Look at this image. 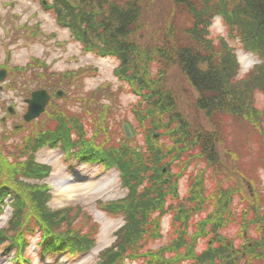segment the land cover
Masks as SVG:
<instances>
[{"label": "rangeland", "instance_id": "obj_1", "mask_svg": "<svg viewBox=\"0 0 264 264\" xmlns=\"http://www.w3.org/2000/svg\"><path fill=\"white\" fill-rule=\"evenodd\" d=\"M44 2L46 0H0V69H7L6 78L0 82V119H7L0 122V151L3 159L6 157L10 162L33 157L34 162L47 167L44 178L20 177L19 181L29 186L42 185L47 188V205L51 209L66 208L59 215V218L65 217L66 220L56 225L53 231L56 237L62 238L71 231L81 239H74L71 246L60 242L56 251L43 254L40 241L45 233L40 231L30 199H26L22 206L28 213L27 221L31 222L29 229L25 225L23 231L18 227L12 228L9 222L15 215L13 204L18 193L29 195L19 185V181L12 179L0 203V264H99L101 255L112 248L118 231L126 224L123 214L108 211L106 207L127 196L128 190L122 185L120 172L115 166H106L102 161L77 158L76 153H68L62 144H45L32 149L36 144L33 141L37 132L54 127V116L62 113L76 117L77 121L71 123L73 131L78 123L84 128L81 133L84 138L82 135L78 140L74 137L75 141H92L94 146L109 147L108 150L118 148L127 138L124 125H128L133 144L142 148L145 146V132L139 129L133 111L139 99L130 85L116 75L119 60L113 56H100L85 51L83 45L73 38L71 29L59 25L54 13L45 8ZM141 2L145 26L143 33L146 36L144 40L151 42L157 37L160 40L173 18V1ZM207 33L216 45L214 51L219 57L228 50L235 53L239 64L238 76L242 83L250 71L262 64L258 53L247 48L242 35L230 33L220 15H213ZM151 68V75H157L156 66ZM167 79L181 96L179 108L184 110L192 122L212 129L205 115L196 107L197 91L183 73L172 67ZM41 89L50 95L49 103L38 118L25 122L23 116L28 108L25 101L32 92ZM58 91L64 92L62 97L56 96ZM247 103L254 115L259 113L264 116V94L260 90L248 92ZM9 108L15 113H10ZM252 123L254 125L250 122L244 125L229 118L221 128L224 140L218 143L224 166L219 165L218 169H214L208 168L205 163L197 166L192 162L177 182L180 197L186 194L189 196L193 178L198 175L203 176L208 195L213 196L221 187L235 189L232 205L224 211L221 219L224 226L219 229L221 234L229 236L221 245L230 247L232 244L243 254L240 264H249L251 253L258 257L252 263L264 262V222L257 215L250 214V209L249 216H243V207L247 208L251 200L258 205L259 214L264 213V120ZM29 139L31 149H22ZM91 183L93 185H89ZM67 186H72L71 191H62ZM213 209L211 204L200 212L194 210L193 222L198 223ZM172 217V210L164 213L161 217V237L144 242L143 253L160 248L177 236ZM253 218L259 224L251 222ZM190 230L194 228L191 226ZM82 237L92 241L88 250L85 249L86 239ZM14 238L17 239L12 240ZM212 238L213 235L208 233L199 238L194 244V251L199 254L209 252ZM52 239L57 240L54 237ZM246 247H249V256L242 253ZM75 254L79 255L72 257ZM18 255L21 258L16 259ZM121 262L142 264L141 258Z\"/></svg>", "mask_w": 264, "mask_h": 264}, {"label": "trees", "instance_id": "obj_2", "mask_svg": "<svg viewBox=\"0 0 264 264\" xmlns=\"http://www.w3.org/2000/svg\"><path fill=\"white\" fill-rule=\"evenodd\" d=\"M172 1L174 14L164 36L160 40L159 37L153 38L151 42L144 40L141 0L44 2L59 25L71 29L73 38L83 45L85 51L119 60L116 75L130 85L139 99L133 111L139 129L145 132V146L142 148L134 145V139L130 138H125L122 141L125 143L121 142L118 148L110 147L109 150V147L94 146L92 141H75L74 137L78 140L84 128L78 123L73 131L71 123L77 121L76 117L62 113L54 116V127L37 132L33 141L36 144L32 149L45 144H62L63 149L76 153L77 158L102 161L106 166H115L119 170L122 185L128 190L127 196L106 207L113 213L123 214L126 224L118 231L112 248L101 255L99 264H121V261L137 258H141L142 264H184L191 261V264H240L243 260V254L232 244L230 247L221 245L229 236L221 234L219 229L224 226L221 219L224 211L232 205L235 189L221 187L213 196L208 195L203 176L198 175L193 178L189 196L180 197L177 182L192 162L197 166L205 163L214 169L224 166L218 143L224 140L221 128L229 118L244 125L245 122L254 125L252 122L264 120L259 113L254 115L247 103L248 92L258 89L264 94V0ZM214 14L223 18L230 33L242 35L247 48L256 51L262 59V64L242 79L244 83L238 76L239 64L235 53L228 50L219 57L214 51L216 45L206 35ZM151 66H156L157 75H151ZM172 67L178 68L197 91L196 107L205 115L212 129L192 122L179 108L181 96L167 79ZM30 140L22 149H31ZM46 174L47 167L34 162L33 157L10 162L6 157L3 159L0 151V203L12 179H42ZM19 185L29 195L18 193L13 204L15 215L9 222L12 228L18 227L23 231L25 225L29 229L31 222L27 221L29 216L22 206L26 199H30L40 231L45 233L40 241L43 254L56 251L60 242L71 246L74 239H81L71 231L61 236L63 239L55 236L56 225L66 220L65 217L59 218L66 208L54 210L48 207L47 188L23 182ZM245 200L248 201L247 198ZM210 203L214 209L206 211L207 215L194 223L193 211L207 209ZM243 208V216L248 217L250 209V214L257 215L264 222V213L259 214L254 200ZM168 210H172L177 236L162 247L143 253L144 242L161 237V217ZM251 222L259 224L254 218ZM207 233L213 235L212 244L208 247L210 251L199 254L194 251V244ZM82 238L86 239L83 241L88 250L92 241ZM248 250L246 247L242 253L249 256ZM253 254L248 257L249 264H254L251 261L258 258ZM19 258L20 255L16 257Z\"/></svg>", "mask_w": 264, "mask_h": 264}, {"label": "water", "instance_id": "obj_3", "mask_svg": "<svg viewBox=\"0 0 264 264\" xmlns=\"http://www.w3.org/2000/svg\"><path fill=\"white\" fill-rule=\"evenodd\" d=\"M5 71H0V80L5 78ZM63 91H58L56 96L61 97L63 96ZM50 100V95L46 90H36L32 92L31 97L26 100L28 104L27 112L24 115V119L26 121H31L35 118H38L46 108L48 101ZM124 130L127 136H131V132L129 130L128 125H124Z\"/></svg>", "mask_w": 264, "mask_h": 264}, {"label": "bare ground", "instance_id": "obj_4", "mask_svg": "<svg viewBox=\"0 0 264 264\" xmlns=\"http://www.w3.org/2000/svg\"><path fill=\"white\" fill-rule=\"evenodd\" d=\"M89 185H93V183H91V184H89ZM70 189H72V186H71V187L67 186L66 189H65V190L62 189V191H66V190H67V191H71Z\"/></svg>", "mask_w": 264, "mask_h": 264}, {"label": "flooded vegetation", "instance_id": "obj_5", "mask_svg": "<svg viewBox=\"0 0 264 264\" xmlns=\"http://www.w3.org/2000/svg\"><path fill=\"white\" fill-rule=\"evenodd\" d=\"M2 89V88H1ZM8 111L10 112V110L8 109ZM15 112L13 111V114H14ZM7 119H6V117H3V118H1L0 119V122H5Z\"/></svg>", "mask_w": 264, "mask_h": 264}]
</instances>
